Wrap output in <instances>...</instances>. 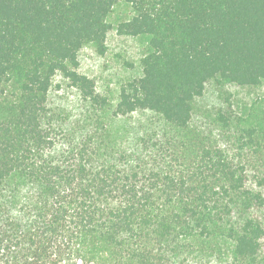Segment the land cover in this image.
Here are the masks:
<instances>
[{
  "label": "trees",
  "instance_id": "1",
  "mask_svg": "<svg viewBox=\"0 0 264 264\" xmlns=\"http://www.w3.org/2000/svg\"><path fill=\"white\" fill-rule=\"evenodd\" d=\"M0 264H264V0H0Z\"/></svg>",
  "mask_w": 264,
  "mask_h": 264
},
{
  "label": "rangeland",
  "instance_id": "2",
  "mask_svg": "<svg viewBox=\"0 0 264 264\" xmlns=\"http://www.w3.org/2000/svg\"><path fill=\"white\" fill-rule=\"evenodd\" d=\"M90 58L91 57H87V59H89V62H86V68H87V70L92 71V70L96 69L97 61L95 59H92V58L90 59ZM115 65H116V68L119 67V66H117L118 63ZM124 73L127 77L128 76L136 77L140 74V69H139L137 63H133L132 67L126 69L124 71Z\"/></svg>",
  "mask_w": 264,
  "mask_h": 264
}]
</instances>
